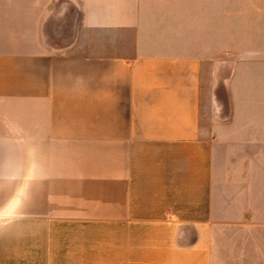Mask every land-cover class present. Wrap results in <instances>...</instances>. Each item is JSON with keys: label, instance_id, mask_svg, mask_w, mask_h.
Returning <instances> with one entry per match:
<instances>
[{"label": "crops", "instance_id": "1", "mask_svg": "<svg viewBox=\"0 0 264 264\" xmlns=\"http://www.w3.org/2000/svg\"><path fill=\"white\" fill-rule=\"evenodd\" d=\"M259 223L264 0H0V264H223Z\"/></svg>", "mask_w": 264, "mask_h": 264}, {"label": "rangeland", "instance_id": "2", "mask_svg": "<svg viewBox=\"0 0 264 264\" xmlns=\"http://www.w3.org/2000/svg\"><path fill=\"white\" fill-rule=\"evenodd\" d=\"M220 151L219 160H217V184L220 188V200L223 206H232L235 209L241 195L239 188L245 181L244 175H241V161L231 159V154L226 153L221 146ZM228 210L230 211V208ZM237 219V216H232V220ZM253 225L255 227V224ZM256 227L251 234L252 237L247 235V238L242 240L240 234L230 236L225 247L223 264H264V223H259ZM241 244L244 245L243 248H241Z\"/></svg>", "mask_w": 264, "mask_h": 264}]
</instances>
